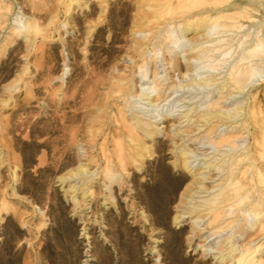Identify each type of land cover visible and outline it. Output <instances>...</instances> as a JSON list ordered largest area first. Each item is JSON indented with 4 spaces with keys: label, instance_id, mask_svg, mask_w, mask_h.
<instances>
[{
    "label": "rangeland",
    "instance_id": "obj_1",
    "mask_svg": "<svg viewBox=\"0 0 264 264\" xmlns=\"http://www.w3.org/2000/svg\"><path fill=\"white\" fill-rule=\"evenodd\" d=\"M157 2L152 8L146 0H0V264H233L221 262V253L247 241L238 229L233 237L229 228L212 234L218 222L209 225L210 215L189 214L182 204L191 190L197 191L192 205L223 184V172L207 171L204 162L223 163L231 146L219 150L215 140L240 123L200 118L228 75L222 66L199 68L203 60H193L190 40L199 33L190 31L171 56L160 49L153 61L149 42L162 41L168 18L164 0ZM15 17L37 24L31 45L24 32L12 33ZM194 77L211 85L178 88ZM263 79L264 72L220 105L246 103L254 89L264 95ZM119 84L124 91L111 93ZM124 92L133 94L127 118L147 122L153 132L139 130L150 150L141 166L129 163L125 170L113 150L116 132L124 130L116 122ZM253 135L250 123L234 152L252 144ZM181 147L192 170L202 168L200 188V180L175 164ZM261 156L264 163V148ZM107 158L114 180L104 174ZM79 165L87 173L68 176ZM222 241L227 250L220 252Z\"/></svg>",
    "mask_w": 264,
    "mask_h": 264
},
{
    "label": "bare ground",
    "instance_id": "obj_2",
    "mask_svg": "<svg viewBox=\"0 0 264 264\" xmlns=\"http://www.w3.org/2000/svg\"><path fill=\"white\" fill-rule=\"evenodd\" d=\"M146 1L149 7L156 8L155 2L157 0ZM162 7V16L167 15L168 18L164 26L162 41H158V43L149 42L151 48L147 51L152 52L153 61H155L156 53L160 49H165L171 56L172 49L179 46L181 39L185 38L190 31L199 33L197 37L189 39L191 41L190 51L193 50V60H203L199 68L215 70L222 66L226 68L228 75L218 85L219 94L217 98L209 103V110L200 118L208 124L222 120H232V122L234 120L240 123V126L235 130H230L215 140L216 148L219 150L226 144L231 146V149L223 154L227 157L219 159V161L223 159V163H219L215 159L204 162V168L207 171L223 172L221 178L223 184L216 185L215 189L209 192L204 199L198 200L192 205L190 202L192 194L197 191H190L188 188L186 192L190 191V194L186 197L183 196L186 199L182 204L187 205L186 212L189 214L194 211H203V215H210L209 225L218 222L214 225L212 234L226 228L233 230L232 237L236 229L240 230L243 235L245 234L247 241L238 251L232 243L227 250V248L222 247L223 241L220 242L217 248L220 252L227 250L228 254L225 257V254L221 253V262L264 264V186H260L264 183V163L260 161L262 158L261 148H264V95H258V89H254L249 93L246 103L239 101L230 108H223L220 105V100H225L227 95L245 93L248 87L253 85L252 79L264 72V20H260V18H264V0H164ZM102 10L104 9L102 8ZM183 17L189 18L181 22ZM14 20L15 25L12 28V33L19 35L24 32L28 44L31 45L34 42V36L39 32L35 21L31 19L23 22L18 17H15ZM142 37L149 40V36L146 34H143ZM162 46L163 48H161ZM230 58H232L231 61H229ZM146 60V57L142 60L144 66ZM143 65H139V68H142ZM179 66L177 63H173L174 68L178 69ZM190 67L187 65V70H190ZM153 74L154 79H156L157 71H154ZM210 85L207 78L194 77L188 83L178 85V88L184 89L190 86L206 88ZM174 87L177 88V86ZM157 88V83L154 82L153 91H158ZM123 91L124 86L119 84L112 89L111 93ZM131 94L126 93L122 98L124 105L119 109V118L116 119V122L121 121V127L124 130L116 132L117 138L113 145V150L117 155V163L123 170L129 163H134L136 167L141 166L145 153L150 150L142 141L139 130L146 136L153 133L144 127L147 122H142L138 118L132 122L127 118L124 107L128 106V97ZM147 94L143 93V95ZM166 98L158 96L156 100H166ZM195 111L196 108H193L192 114ZM250 123L255 126L254 141L252 144L242 146L244 150L236 154L234 150L240 144L236 143L235 145V141L242 137L243 130ZM214 126L213 124L207 130L209 137H212ZM175 164L190 171L194 179L200 180L198 182L199 188L201 187V179L205 178V176L201 177L202 168L192 170L194 165L188 161V151L185 147L177 149ZM86 173L87 168L84 165H79L77 170L72 171L68 176ZM104 174L109 180L116 179V170L112 169L109 158L104 165ZM39 211L41 212V210ZM183 213L185 210L176 213L174 221H181ZM192 224L194 226L193 231L199 230L197 227L198 218L194 219ZM255 226V231L251 233L250 229ZM230 239V237L227 238L228 242Z\"/></svg>",
    "mask_w": 264,
    "mask_h": 264
}]
</instances>
